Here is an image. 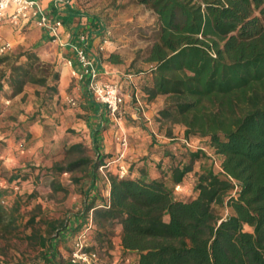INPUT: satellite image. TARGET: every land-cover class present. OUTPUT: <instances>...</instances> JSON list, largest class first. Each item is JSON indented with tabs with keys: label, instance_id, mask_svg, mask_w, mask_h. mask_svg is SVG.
Instances as JSON below:
<instances>
[{
	"label": "trees",
	"instance_id": "trees-1",
	"mask_svg": "<svg viewBox=\"0 0 264 264\" xmlns=\"http://www.w3.org/2000/svg\"><path fill=\"white\" fill-rule=\"evenodd\" d=\"M132 1L157 16L154 41L144 51L151 67L138 74L147 101L166 96L154 122L168 124L169 136L171 126L181 124L185 140L197 138L204 145L192 148L183 140L177 150H160L157 162L146 160L139 174L120 177L106 166L111 157L98 153L91 158L87 152L92 149L83 143L68 145L59 137L51 153L78 151L82 156L66 166L55 164L51 185L66 191L59 177L71 173L75 183H82L83 210L56 218L41 215L38 206L24 222L22 207L34 195L23 201L22 183L30 170L4 173L20 190L0 189V197L7 199L0 203V239L28 241L36 251L32 264H72L60 257L56 242L62 236L75 238L92 216L95 243L88 249L113 247L119 226L123 256L134 264H264V0ZM26 54L27 62L0 70L1 94L13 98L28 81L45 83L32 70L39 56ZM46 101L53 98L45 94L38 109L26 114V122L38 117ZM19 127L24 130L25 125ZM151 165L159 178L149 175ZM101 166L108 170V199L98 190ZM78 167H83L80 175L75 174ZM184 180L193 184V198H181L175 190ZM11 194L20 197L9 204Z\"/></svg>",
	"mask_w": 264,
	"mask_h": 264
},
{
	"label": "crops",
	"instance_id": "crops-1",
	"mask_svg": "<svg viewBox=\"0 0 264 264\" xmlns=\"http://www.w3.org/2000/svg\"><path fill=\"white\" fill-rule=\"evenodd\" d=\"M64 1L68 3L57 7L55 5L56 0H40L52 16L63 19L61 42H53L50 33L46 29L37 26L33 21L15 24L9 18H6L0 26V35L12 44V49L9 52L10 56H16L22 51H33L43 63L51 64L52 70L58 74L53 102L49 104L46 101L41 113L34 121L26 122L29 118L26 114H31L38 109L39 102L46 94L44 85L42 86L43 92L40 94L41 98L34 91L29 94L31 99L28 106L21 105L26 107L25 114L22 113L20 117L10 119L9 117L6 118L3 113L0 121V189L5 190L12 186L4 173H13L19 169L30 170V178L22 183L21 193L25 194L27 192V195L25 194L27 199L29 194L34 192V195L22 207L21 212L24 216V222L35 213L34 211L38 206L43 210L41 215H54L56 218L79 213L84 208L83 204L86 199L79 192L82 183H75L72 179L68 180L69 185L63 182V176L65 174L72 175L71 173L64 172L59 177L62 187L69 191L68 198L55 201L54 197L51 196L52 191H55L51 185V179L57 174L52 168L61 157L54 152L51 153V150L56 149L59 144V137L63 141L68 140V145L83 143L86 147L92 149L91 158H95V154L98 153L113 158L120 150V144L115 141V134L119 132L118 121L104 105L93 99L86 82L79 81L72 76V69L77 71L81 69L75 59V51L71 45V41L75 40L80 33H87L89 36L84 45L89 56L94 59L95 66L101 76L119 81L124 93L127 95L119 123L129 137L126 164L128 167L134 165L133 169L129 170L130 174L132 176L139 174V169L145 166L146 160L150 163L157 162L161 157L160 150L164 148L170 150L181 148L184 140L185 127L183 125H172L173 134L169 136L166 134L168 124L160 127L154 122V117L165 105L164 98L166 96L158 95L150 101L143 100L144 102H142L141 100V103L137 102L134 96L130 97L132 95L128 86L132 84L134 88H137L134 86L137 77L133 74H125L126 66L134 58V53L128 55L125 49L128 44L123 34L127 30L130 18L125 16L121 7H109L113 15H118V18H111L112 13L108 12L109 8L104 11L98 8H88L86 5H78L76 0ZM141 9L138 12L139 14L142 12ZM156 21L157 16L154 13L148 23L156 24ZM137 23L146 22L141 18L137 19ZM107 28L113 30L112 40L105 50L99 51L98 46L101 36ZM24 56H21L22 60ZM68 58L74 59L73 66L66 64ZM46 84L50 85L49 79ZM25 92L27 90L24 88L20 94L13 98L0 93V105L7 107L10 102L17 101ZM46 96L48 95L46 94ZM67 96L75 97L76 105L69 104L66 101ZM133 98L135 99L134 102ZM21 123L25 125L24 130L19 129ZM46 125H54L57 130H51ZM26 133L30 134L29 138L25 137ZM198 141L200 140L197 138L193 140L194 143ZM31 167L36 169L33 170ZM44 169L48 170L50 174L43 175ZM108 170L115 173L117 170L116 164L110 165ZM107 171L105 173L96 171L98 178H101L98 190L106 199L110 194V181L106 176ZM149 175L152 178H159L161 174L151 165ZM86 181L89 183L88 179ZM182 183L191 186L190 181L184 180ZM19 197L20 195L17 194L9 195V204ZM23 201L25 200L23 199ZM68 202H71L70 210L66 208ZM25 212H28V214H25ZM39 217L40 215L37 216V219ZM121 231L122 229L119 226L114 229L113 247L98 251L101 259L100 264H128V261L132 260L131 257L123 256ZM73 241L74 237L66 240L62 236L56 242L58 254L65 262L70 261ZM94 243L95 240L92 237L91 244Z\"/></svg>",
	"mask_w": 264,
	"mask_h": 264
},
{
	"label": "built area",
	"instance_id": "built-area-1",
	"mask_svg": "<svg viewBox=\"0 0 264 264\" xmlns=\"http://www.w3.org/2000/svg\"><path fill=\"white\" fill-rule=\"evenodd\" d=\"M66 3L68 2L64 0H56L55 5L59 7ZM6 18H9L15 24L33 21L37 26L46 29L50 33L53 42H61V28L64 26L63 19L52 16L51 12L42 5L40 0H0V26ZM112 37L113 30L107 28L101 36L98 46L99 51L106 49ZM88 38L87 33H80L75 40L71 41V45L75 51V59L81 67L80 71L72 69V76L79 81L86 82L93 99L104 105L115 120L118 121L119 132L115 135V139L120 144V150L116 156L107 161L106 166L109 167L112 164H116V173L120 177H124L129 174V167L124 163L129 147V137L119 123V120L126 103L127 95L124 93L119 81L101 76L98 68L95 66L94 59L89 56L84 45ZM11 49V42L0 35V57L9 53ZM66 64L73 66L74 59H66ZM133 96L137 102L141 103L138 91H135ZM66 101L72 106L76 105V98L73 96H67ZM184 141L188 146L193 147L191 141L185 139ZM217 164H219L218 161ZM99 171L105 173V167L101 166ZM185 187L186 184L179 183L176 184L175 190L181 192ZM11 190L17 193L20 190V186L14 183ZM6 202L7 199L5 197H0V203ZM93 226L94 221L92 216H90L87 224L76 234L70 257L72 264H100L99 253L88 249L92 242L90 231Z\"/></svg>",
	"mask_w": 264,
	"mask_h": 264
},
{
	"label": "rangeland",
	"instance_id": "rangeland-1",
	"mask_svg": "<svg viewBox=\"0 0 264 264\" xmlns=\"http://www.w3.org/2000/svg\"><path fill=\"white\" fill-rule=\"evenodd\" d=\"M78 5H86L88 8H98L99 10H104L109 7H121V10L124 12L125 16L130 18V22H128L127 30L124 32L123 36L124 39L127 42V46L125 47L126 52L128 55L134 53V58L129 62L128 66H126L125 74H133L135 77H137V80L135 79L136 83L134 86L137 88H134L132 84L131 86H128L130 89V94L133 97V93H135V90L137 89L139 92L140 99L142 102L143 100L147 99V95H144L142 92V86L140 84L139 79V72L141 71H148L151 67V64L145 61V49L149 47V45L152 44L155 38V31H156V24H149L148 21L151 20V16L154 14L152 10L148 9L146 6L142 4H138L133 2L132 0H76ZM142 8V9H141ZM108 12H111V8H109ZM142 10V12L139 14V10ZM141 15V16H140ZM111 18H118V15L112 13L110 16ZM143 19L146 23H137V19ZM32 52L33 51H27ZM22 54H24V51L20 52L16 56H10L9 53L6 55L1 56L2 57H8L6 61H3L0 63V70H9L10 65L12 62L15 63H22L27 62L30 58L28 54H26L21 59ZM33 74L36 77H42L45 78L46 81H50V85L45 83H33L31 81H28L24 88L27 90V92L23 93L21 97L18 98L15 102H10L7 107L0 105V109L3 110L0 111L1 114L4 113V116L7 117H20L22 115V112L26 111V107L30 103V97L29 94L32 92H36V94H41L43 92L42 86L44 85L45 93L48 95V97L54 98L55 89H56V81L58 79V76H56V72L52 70V65L48 63H43L39 57V61H36L34 64ZM133 76V78H134ZM133 80V79H132ZM133 81V82H135ZM133 88V90H132ZM143 94V96H141ZM146 94V93H145ZM7 97V96H6ZM134 99V98H133ZM131 99V100H133ZM166 103V97L164 98ZM135 99L133 100V102ZM21 105H25L22 107ZM122 116V114H120ZM2 116L0 117V121L2 119ZM116 135V134H115ZM116 141V139H115ZM193 143L192 148H196L199 145H202L203 142L198 141L196 143ZM204 145V144H203ZM93 154L92 151H88L87 154ZM60 160L58 161L62 166H66L69 162L76 160L82 154L78 151L73 152L69 155H66L63 151L60 155ZM124 163H127V156L125 158ZM134 166V165H133ZM133 166L129 167V170L133 169ZM115 167V166H114ZM83 167H78L75 170V174L80 175L82 174ZM117 168V167H116ZM72 175L65 174L63 176V182H65L67 185H69L68 180L71 179ZM189 181V180H187ZM191 183V182H190ZM68 192H64L63 190H55L52 191V197H54L55 201H61L63 198H68ZM18 195V194H17ZM179 197L181 198H193L196 195V192L193 189V184L191 183V186H186L185 189L181 192H179ZM23 199L26 200L27 196L23 194ZM71 202H68L66 205V208L70 210ZM35 212V211H34ZM37 212V211H36ZM43 210L41 208V213ZM25 214H28V212H25ZM24 232L21 233L20 236H24ZM36 255V251L29 244L28 241L20 239V238H12L9 241L0 239V260L8 261L9 264H17L18 262H26V264H32L31 259L33 256ZM128 264H134L133 261L130 259L128 261Z\"/></svg>",
	"mask_w": 264,
	"mask_h": 264
}]
</instances>
